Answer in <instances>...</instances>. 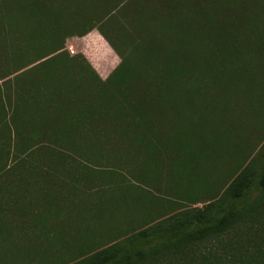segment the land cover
<instances>
[{"label": "trees", "instance_id": "1", "mask_svg": "<svg viewBox=\"0 0 264 264\" xmlns=\"http://www.w3.org/2000/svg\"><path fill=\"white\" fill-rule=\"evenodd\" d=\"M232 1L225 18L250 29L213 71L190 51L195 1L163 0L164 58L130 62L104 25L150 0H0V264H264V143L233 145L220 175L228 136L209 113L210 87L263 93L264 6ZM94 28L121 58L105 80L67 57Z\"/></svg>", "mask_w": 264, "mask_h": 264}, {"label": "rangeland", "instance_id": "2", "mask_svg": "<svg viewBox=\"0 0 264 264\" xmlns=\"http://www.w3.org/2000/svg\"><path fill=\"white\" fill-rule=\"evenodd\" d=\"M192 1L196 3L195 8L197 6L200 7H197V10L195 8L192 10L196 23L187 24L189 30L186 35L191 37L192 43H195L190 51L193 55L200 57L199 67L201 70L216 71L221 67L217 65V58L227 56L230 52L231 43L234 40L245 37L250 29L245 20L235 24L233 23L234 19L231 17V20L225 18V15L230 14L233 17L236 11L240 12L243 4H240V8L232 0H191V8L194 7ZM238 1L242 2V0ZM255 1L260 2L261 6H264V0ZM150 3L151 7L148 4L143 5L144 11L141 15L135 11L130 12V14L129 12L128 14H121L120 19H118L119 26L116 33L112 32L108 25H104L105 32L117 53L121 58L127 56L130 62H134L136 58H143V62L151 61L159 53L164 58V44H167L164 43V14H167V12L164 13V9L172 8V6L168 2H163V0H150ZM160 7L163 8L160 9ZM90 13L89 11L88 14L90 15ZM201 16H204V18ZM212 16L214 20L211 21L209 19ZM175 43H180V40H176ZM223 43L225 44L224 46H222ZM73 45L76 48L79 47L80 41L78 38L73 40ZM165 52H168V50L165 49ZM69 53L72 54L70 51ZM79 53L81 51L75 49L73 55L76 56ZM223 67L230 69L227 66ZM86 76L90 77L89 74ZM92 78L96 81L95 77ZM261 85L263 86L261 88L263 93L257 100L248 98L247 95L241 92L232 93L226 86H220V88L210 87L208 91L212 103L209 113L220 119L218 120L219 127L228 136L226 137L227 147L224 148L225 152L221 153L223 157L221 159L220 156L217 164L220 175L224 176L228 168L236 167L240 160L239 156L236 157L229 153L232 151L233 145H237L234 147L241 150L248 149V151L255 152L264 143V83H261ZM202 102L208 103L204 99ZM237 121H242L240 134L233 135L229 139V124H238ZM145 189L148 188L145 187ZM154 192L156 193V191ZM164 192L169 194L171 190H164ZM166 195L164 194V197ZM65 204H67L65 206L66 209L68 202H65ZM93 222L92 225H94ZM100 227H102V223ZM26 258L28 257L22 256V259ZM25 263L27 262L24 261L23 264Z\"/></svg>", "mask_w": 264, "mask_h": 264}, {"label": "crops", "instance_id": "3", "mask_svg": "<svg viewBox=\"0 0 264 264\" xmlns=\"http://www.w3.org/2000/svg\"><path fill=\"white\" fill-rule=\"evenodd\" d=\"M76 38L80 41V45L77 48L73 45V40ZM65 44L68 51H70V48L81 51L102 80L107 79L121 61L120 56L97 28L90 30L83 36L68 37L66 38ZM72 56L74 55L70 53L67 54L68 58H71ZM109 60L111 62H109ZM19 104L22 109L19 111L20 114H23L32 120H38L37 117L41 113L36 110L35 106L37 105L34 104L32 99L25 98V100Z\"/></svg>", "mask_w": 264, "mask_h": 264}, {"label": "built area", "instance_id": "4", "mask_svg": "<svg viewBox=\"0 0 264 264\" xmlns=\"http://www.w3.org/2000/svg\"><path fill=\"white\" fill-rule=\"evenodd\" d=\"M70 52L73 54L75 52V50L70 48Z\"/></svg>", "mask_w": 264, "mask_h": 264}]
</instances>
